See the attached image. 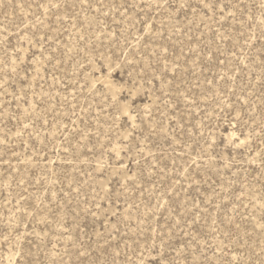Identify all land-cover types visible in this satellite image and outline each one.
Instances as JSON below:
<instances>
[{
  "label": "rangeland",
  "instance_id": "rangeland-1",
  "mask_svg": "<svg viewBox=\"0 0 264 264\" xmlns=\"http://www.w3.org/2000/svg\"><path fill=\"white\" fill-rule=\"evenodd\" d=\"M0 264H264V0H0Z\"/></svg>",
  "mask_w": 264,
  "mask_h": 264
}]
</instances>
